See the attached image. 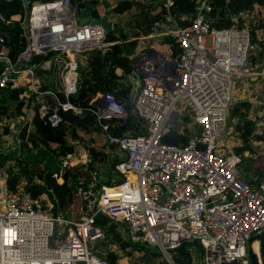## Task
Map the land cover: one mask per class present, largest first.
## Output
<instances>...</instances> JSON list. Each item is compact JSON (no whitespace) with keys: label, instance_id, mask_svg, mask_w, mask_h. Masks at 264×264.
Listing matches in <instances>:
<instances>
[{"label":"built area","instance_id":"2783aa9c","mask_svg":"<svg viewBox=\"0 0 264 264\" xmlns=\"http://www.w3.org/2000/svg\"><path fill=\"white\" fill-rule=\"evenodd\" d=\"M212 1L199 0L189 25L171 17L174 29L169 31L180 45L175 57L156 48L132 56V70L118 79L128 89L127 100L110 91L93 97L88 109L100 128L99 146L116 152L118 161L111 173H101L102 162L90 177L78 173L70 205L78 216L58 212L52 201L44 202L21 183L13 190L6 172L0 183V264H111L93 248L106 238L97 223L100 215L125 224L130 236L154 245L168 264H177L171 251L184 241L202 244L204 264H252L250 239L264 231V177L251 181L244 176L241 156L224 147L222 135L231 133L227 120L238 84L253 74L249 55L254 44L248 26L213 24ZM172 2L165 0L168 8ZM24 5L26 47L14 58L0 35V107L5 98L16 101L10 93L20 89L19 98L32 113L0 119L11 138L19 137L28 121L32 129L35 115L44 125L59 127L70 121L67 112L84 114L87 108L71 100L81 66L87 65L84 51H104L113 43L101 23H79L78 4L72 0H24ZM50 57L62 59L65 99L46 86L52 81L46 69ZM255 75L264 77V70ZM180 105L201 132L187 143L166 142L163 137L173 129L185 132L176 127ZM130 115L135 124L129 123ZM123 126L124 132H116ZM71 143L74 150L61 157L62 166L54 173L59 182L68 171L77 173L79 164H95L85 143ZM252 246L262 264L259 242L257 250Z\"/></svg>","mask_w":264,"mask_h":264},{"label":"trees","instance_id":"16d2710c","mask_svg":"<svg viewBox=\"0 0 264 264\" xmlns=\"http://www.w3.org/2000/svg\"><path fill=\"white\" fill-rule=\"evenodd\" d=\"M32 4L45 0H29ZM78 4L84 6V9L88 12V8L91 7L88 14H94L97 16H105L97 6L100 5L99 0H72ZM158 3V8L155 10L145 9L141 13L137 12L128 23L123 25L124 31L133 30V22H136L140 16H148L152 22L157 24H163L164 22H170L171 17L174 18L180 25L186 26L192 23L198 13L199 0H173L172 4L168 8L164 0H153ZM134 3H139L136 0H121L113 10L116 12H124L133 7ZM152 3V2H151ZM142 3H139V5ZM213 10L210 12L213 24L218 28H225L231 26H248L251 28V39L254 43L251 48L249 60L254 65L264 61L263 46L264 38L258 34V28H264V0H213ZM86 13V15H88ZM25 15L24 0H0V35L6 39V45L8 47L9 54L12 57H16L27 45L26 34L22 27V20ZM259 18L260 23L258 27H254L253 21ZM109 19V18H108ZM110 20V19H109ZM162 22V23H160ZM121 39L120 34L116 31V25L107 31L106 40L109 43L105 46L104 51L101 49H92L84 51L87 58V68L80 72V79L78 84V91L71 95V100L77 104H81L87 108L84 114H77L74 112H67L65 115L70 120L59 127H52L44 125L38 115L34 117V127L30 129L29 121L21 129L19 137L22 140L20 145L26 146L31 143L32 147L41 146L42 143L46 148L51 142H57L58 146L50 149L55 152V156H58L61 161V157L70 151L74 150V144L70 142L80 140L85 145H88V149L95 157V164H91L90 167L83 168L84 165L79 164L76 166L77 173L68 171L65 174L63 182H59L54 176V173L59 169L58 161L48 167L39 170L37 172L38 178L43 182L34 181L35 173L28 172L25 166L21 165L24 173H14L8 175V185L13 190L19 188L20 180L23 175L27 179L25 189L30 191L33 195L42 197L44 202L48 203L52 201L54 203V209L58 212L67 213V209L70 207L74 200L73 190L76 189L79 184V174L83 173L90 177L91 171L96 168L98 163L106 160L107 153L100 146L101 136L99 135L100 128L97 126L96 116L88 109L91 106V101L95 95L103 91H110L117 94V96L123 100L128 99V89L119 85L118 79L130 72L133 68L132 65V53L137 45L136 39L128 43L115 42ZM169 41L172 43V47L168 52L169 56L175 57L180 51V45L175 35H170L164 38L163 41ZM130 44V45H129ZM259 54V56H256ZM48 59V58H47ZM50 66L47 69L48 73L52 76V82L47 83V87L57 91L61 98L65 99L63 93L61 68L62 59L58 57H50ZM1 70V65H0ZM20 89H14L12 97L19 100L17 106L18 112L23 111L24 108H29V105L25 99L19 98ZM264 98V96H263ZM264 102V101H263ZM130 110L132 104L130 101L127 103ZM251 103L248 101H239L233 107V114L241 113L239 130L242 131L243 137H248L253 132L255 138L264 139V115L259 117V125L254 130V121L251 120L248 115V109ZM4 111L5 105L2 106ZM243 107H247L246 110H242ZM11 110H14L12 107ZM3 111V112H4ZM129 123L135 124L134 117L130 115ZM198 128V127H197ZM243 128V129H242ZM125 127H118L116 132H124ZM256 131V132H255ZM192 132V131H191ZM189 131L180 132L173 129L170 133L166 134L163 139L166 142L172 143H187L192 133ZM201 132V131H200ZM196 133V134H200ZM195 134V133H193ZM195 134V135H196ZM194 136V135H192ZM100 138V139H99ZM91 141V143H89ZM249 146V145H248ZM247 149L246 145L236 147V151L241 153ZM117 159L112 162V168L115 167ZM97 223L103 228L106 233V238L103 242H120L123 239L121 227L124 224L112 221L108 216L100 215L97 218ZM182 252V251H181ZM111 264H119L118 256L114 252L106 254ZM180 256V255H179ZM178 256H175L177 258Z\"/></svg>","mask_w":264,"mask_h":264},{"label":"rangeland","instance_id":"374dc122","mask_svg":"<svg viewBox=\"0 0 264 264\" xmlns=\"http://www.w3.org/2000/svg\"><path fill=\"white\" fill-rule=\"evenodd\" d=\"M154 9L155 8H151L150 10H154ZM78 10L80 13L84 15H86L87 13V11L84 9V6L81 3L79 5ZM135 13H137L136 10L135 12H133V14ZM143 13H146V12H143ZM133 16L134 15H131L127 19L124 18L123 20L121 19L114 20V25H116V31L117 33L120 34L121 43L124 41H126L127 44L131 43L130 41H134L133 40L134 36H139L136 39V43H138V48L140 49V50L138 49L139 51L141 50L149 51L151 48L155 47L156 49H159V50H163V51L166 50L165 52L168 53L172 47V43L169 41H165V40L163 41V39L164 38L166 39V37L172 35V32L169 30L174 29L173 21L172 20H170V22L166 21L160 25L155 22H152L151 18L148 16H145V17L140 16L136 22H133V25H134L133 30L124 31L123 25L125 23H128ZM259 23H260V19L256 18L253 21V24H254L253 26L258 27ZM166 31H168L167 34H165ZM153 34H156V35L150 37V35H153ZM258 34L260 37L264 38V28L263 29L258 28ZM157 45L161 49L158 48ZM261 49L264 50V42H263V46ZM136 51L137 50L133 52L137 54L138 52ZM256 56H259V54H257ZM263 62H260V63H263ZM44 78L46 79V77ZM238 86H240V83L238 84ZM8 100L9 98H5L2 100L3 101L2 103H4V101L8 102ZM179 107L181 109L182 115L180 116V119L177 121L176 127H180L185 132L192 131L191 132L192 135L199 133L200 129L197 128L198 126L196 125V123H194L193 117L185 110V108L182 105H180ZM3 111L4 109L1 106L0 112H3ZM231 121L232 119H231V116L229 115L227 123L229 124ZM229 127L230 126H228V129ZM2 132L4 134L2 136L0 135V183L5 182L7 171H8V174H14L17 172L19 174L24 173V171L21 168V165L25 166L28 172L30 171L32 173H35L34 181H37V178H38L37 172L39 170H42L48 167L49 163L50 165H52L53 163L55 164V162L58 161L57 164L59 165V169L61 168L62 165H61L60 158L58 156H55V152H52L54 151L52 148H55L53 146L55 143L51 142L48 148H46L42 143L40 144L41 146H38V147H32L31 143H29V145H26V146H23V145L19 146L18 143L20 144L22 143L21 138L19 140V137L16 135H14L13 138H11L10 133L7 134L8 131L6 129H4ZM222 137L224 139L225 148L229 149L230 146L233 147V141L234 139L236 140V138L233 137L232 132L226 133V137H224V135H222ZM89 143H91V141ZM50 149L52 151H50ZM231 150L234 151L235 148H232ZM10 151L12 153H10ZM13 151H15V153ZM116 157H117L116 152L114 154L107 153L106 160L102 161V166L100 167L101 170L103 169L101 173H111L112 162L116 160ZM244 164H245V161H243V157H242V162L240 163V165L242 166ZM248 165L250 167V163ZM19 182L22 184L21 186L24 188V190H26L25 184L27 183V179L25 175L22 176ZM72 214L77 215V216L79 215L78 211H75L74 213H72V210L69 207L67 209L66 215L71 216ZM125 227L126 225L124 224V227L120 228L124 240L120 242H111V243L109 241L107 242L98 241L95 243L93 248L97 249V251L100 254H108L109 252L116 253L119 259L118 260L119 264H165L167 262V257H165L163 253L156 252L155 248H148L147 246H145L144 244L148 242L142 239L141 237L130 236L129 230L125 229ZM185 247L186 249L190 251V254L192 257L191 264H201V256H200L199 248L197 246L191 245L190 243H187ZM254 247L256 250L258 249L257 243L254 244ZM171 253L174 256V258L175 256L185 255L183 254V252H181V250H178V251L174 250V251H171Z\"/></svg>","mask_w":264,"mask_h":264},{"label":"crops","instance_id":"0c3cea01","mask_svg":"<svg viewBox=\"0 0 264 264\" xmlns=\"http://www.w3.org/2000/svg\"><path fill=\"white\" fill-rule=\"evenodd\" d=\"M120 1L121 0H99L100 5L99 4L97 5L99 7L100 11L107 18H109L110 21L113 22V24H114V20H117V19L123 20L124 18L127 19L129 16H131L133 14V12H135V10H136V12H140V14H141V13H143L142 11L145 9H151V8L157 9L159 7L158 3L153 1V0H136L137 2L142 3V4L139 5V3L138 4L134 3V5L131 9L119 13V12L114 11L113 8ZM90 10H91V7L88 8L87 14L91 13ZM80 14L84 15L82 13H80ZM154 35H156V34L150 35V37L154 36ZM138 37L139 36H134L133 39L138 38ZM117 41L121 42L120 39ZM157 47L160 48L158 45H157ZM153 48H155V47H153ZM138 49L139 48H138V43H137V45L135 47V50H137L136 52H139L140 49L139 50ZM164 51H166V50H164ZM134 54L135 53L133 52V55ZM261 77L262 76L250 74V76H247L240 81V86H238L237 89L235 90L234 102H233V106H232L231 111H230V116H231L232 121L228 124V126H230L229 127L230 132H232V134L236 138V140L234 139V141H233V147L230 146L228 150L233 151L231 149L235 148V150L233 151V152H235L236 147L246 145L247 149H245V151H243L241 153H238L236 151L235 153H238L241 156V158L243 157V161H245V164L242 165L241 168H242V171L244 173V176L249 178L251 181H257V180L261 179L262 177H264V139L262 140V139L255 138L254 132L246 138L242 136V131L239 130V128H238L239 124H240V118H241L240 114L241 113H238V114L234 113L233 114V107L239 101H248L249 103H251V106L247 110L248 111L247 118L249 117L251 120L254 121V127H253L254 130H256L258 128V125L260 123V122H258L259 121L258 118L262 117L264 115V102H263L264 101V98H263V96H264V79H263V77L262 78ZM12 101H9L8 103L4 101V103L2 105H5L6 110L4 111V113H2L0 115V119H3L4 115H7V116L15 115V117H17V116H20L21 114H26L25 115L26 117L27 116L31 117L32 113H31L30 108H24L23 111L18 112L16 105H18L19 100H16L14 102H12ZM12 107H14V110H11ZM246 109H247V107L242 108V110H246ZM11 122L7 123L6 126L8 127V124L11 126L12 125ZM13 122H14V125L19 127V125H20L19 123H17L16 121H13ZM31 128H33V127H31ZM6 130L8 131V128H6ZM2 131L3 130L0 127V135L1 136L4 134ZM261 132L264 133V131H262V130H261ZM7 133H9V132H7ZM3 140H5V139H3ZM10 153H12V152L10 151ZM249 163H250V167L248 165ZM37 181L43 182V180L40 178H37ZM178 250H181V249L180 248L176 249V251H178ZM178 257L179 258H186V255L178 256Z\"/></svg>","mask_w":264,"mask_h":264},{"label":"water","instance_id":"95a60500","mask_svg":"<svg viewBox=\"0 0 264 264\" xmlns=\"http://www.w3.org/2000/svg\"><path fill=\"white\" fill-rule=\"evenodd\" d=\"M75 4L77 3L75 2ZM77 18L80 24H84L90 21L95 22V23H101L105 27L106 31L110 30L114 26L113 22L110 21L106 16H97L94 14H88V15H78ZM86 68H87V65H82L81 71L85 70ZM249 68H250L251 73L258 74V72L264 70V62L258 65H253L252 63H249ZM173 71L176 72L175 66H173ZM13 152L15 153V151ZM254 242H259L260 244L259 247H260V252H261V260H262V264H264V231L262 233L253 235L252 238L250 239V244H249V255L252 260V264H259L258 256L255 253L253 246H252ZM187 243H190L191 245L197 246L199 248L200 256H201V264H204V247L198 241H184L179 248L186 255V258L177 257L175 258V262L177 264H191L192 263V257H191L190 251L186 249L185 247ZM144 245L147 246L148 248H155L156 252H160L159 249L154 247V245H151L148 243ZM78 264H85V262L81 261ZM165 264H168V263L166 262Z\"/></svg>","mask_w":264,"mask_h":264},{"label":"bare ground","instance_id":"6f19581e","mask_svg":"<svg viewBox=\"0 0 264 264\" xmlns=\"http://www.w3.org/2000/svg\"><path fill=\"white\" fill-rule=\"evenodd\" d=\"M257 243V248H258V242H254V244Z\"/></svg>","mask_w":264,"mask_h":264}]
</instances>
